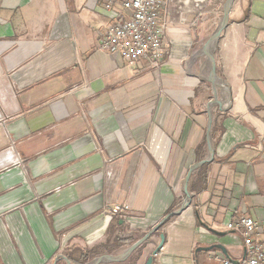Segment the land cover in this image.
<instances>
[{"label": "crops", "instance_id": "1", "mask_svg": "<svg viewBox=\"0 0 264 264\" xmlns=\"http://www.w3.org/2000/svg\"><path fill=\"white\" fill-rule=\"evenodd\" d=\"M227 1L171 4L156 70L101 50L104 0H0V264L119 258L165 219L109 264H148L162 234L153 264L236 262L241 217L264 242V0H234L215 77ZM13 146L23 162L3 165Z\"/></svg>", "mask_w": 264, "mask_h": 264}, {"label": "built area", "instance_id": "2", "mask_svg": "<svg viewBox=\"0 0 264 264\" xmlns=\"http://www.w3.org/2000/svg\"><path fill=\"white\" fill-rule=\"evenodd\" d=\"M177 0H104V9L115 12L113 22L100 38L101 50L109 55H121L130 65L145 60L152 69H161L170 55V44L165 39L169 6ZM119 7L121 12L113 11ZM15 147L3 160V165L23 161L14 154ZM16 158V159H15ZM16 161H15V160ZM128 205L117 204L109 209L111 219L125 217ZM139 222L140 219H134ZM228 228L237 234L245 249V258L236 262L222 254H214L219 264H264V242L260 240L252 218L241 217ZM157 257V256H155Z\"/></svg>", "mask_w": 264, "mask_h": 264}, {"label": "water", "instance_id": "3", "mask_svg": "<svg viewBox=\"0 0 264 264\" xmlns=\"http://www.w3.org/2000/svg\"><path fill=\"white\" fill-rule=\"evenodd\" d=\"M233 2H234V0H228L227 1L226 5H225V8H226L225 9V15H224V17H223V19L221 21V24L218 27V29L216 30V32L212 35V38L210 39L208 45H206L204 50H207L208 47H211V48H213L215 50L217 43L221 39L220 36H221L222 32L230 24L229 17H230V12H231V9H232L231 7H232ZM209 61H210L211 67H213L212 68L213 76L216 77L217 76V66H216V61H215V58H214V52L209 54ZM211 129H212V125H211ZM208 140H209V155H210V158L208 160L204 161V163L212 162L213 159H214V156H215L214 155V148L212 146V140H210V137H208ZM198 167H199V165L194 166L193 168H191L190 174L188 175L187 180H186V184H188V182L190 181V178L192 176V173ZM185 193H186L188 201H186V203L184 204L183 208L180 211L176 212L175 214H178V213L184 211L186 208H188V206L190 204V201H191L190 196H191V194L189 193L188 186L186 187V192ZM167 220L168 219L163 220L162 223L158 224L156 227L151 229L152 231L147 233V235L144 238H142L141 240L133 243V246H131L128 249V251L125 254H123L122 256H120L119 258H114L112 256H104V257L98 259V262L95 263V264H101L104 260H108L110 262H119V261L124 260L127 257L131 256L133 254V252L135 250H137L138 248H140L141 246H143V244L146 243L150 237H152L156 233L162 231V228L166 224ZM165 240H166V237H165L164 234H162L160 245L156 249V251L153 253V257L150 258L148 264H153L154 263V260H155L154 257L158 256L159 253L163 250V248L165 246V244H164ZM214 249H218V250H222V251L226 252L225 249L222 246L221 247H217V246L216 247L215 246L214 247H210V248H207L206 251H213ZM66 261H68V260L66 259ZM68 263L71 264L70 261H68ZM90 264H93V263H90Z\"/></svg>", "mask_w": 264, "mask_h": 264}, {"label": "rangeland", "instance_id": "4", "mask_svg": "<svg viewBox=\"0 0 264 264\" xmlns=\"http://www.w3.org/2000/svg\"><path fill=\"white\" fill-rule=\"evenodd\" d=\"M210 52H214V49L211 48V47H210ZM214 54H215V52H214ZM209 67H211V66H209ZM103 256H104V255H103ZM100 257H101V256H100ZM100 257H96L95 255H91L87 260H85V261H87V262H85V264L94 263V262H96V261L98 260V258H100ZM101 264H109V261L104 260V262H102Z\"/></svg>", "mask_w": 264, "mask_h": 264}, {"label": "trees", "instance_id": "5", "mask_svg": "<svg viewBox=\"0 0 264 264\" xmlns=\"http://www.w3.org/2000/svg\"><path fill=\"white\" fill-rule=\"evenodd\" d=\"M121 244L122 245H130V242L129 243H126V242H121ZM93 254H96V253H93ZM89 257H85V258H83V262H81V263H79V264H85V262H87V261H85V260H87ZM69 261H71V259H69ZM71 263L73 264V262L71 261Z\"/></svg>", "mask_w": 264, "mask_h": 264}, {"label": "bare ground", "instance_id": "6", "mask_svg": "<svg viewBox=\"0 0 264 264\" xmlns=\"http://www.w3.org/2000/svg\"><path fill=\"white\" fill-rule=\"evenodd\" d=\"M98 261L94 262L93 264L97 263ZM104 262V261H103Z\"/></svg>", "mask_w": 264, "mask_h": 264}]
</instances>
